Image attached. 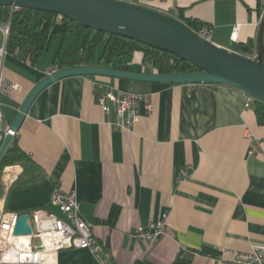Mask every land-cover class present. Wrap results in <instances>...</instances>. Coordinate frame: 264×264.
<instances>
[{
  "label": "crops",
  "instance_id": "crops-1",
  "mask_svg": "<svg viewBox=\"0 0 264 264\" xmlns=\"http://www.w3.org/2000/svg\"><path fill=\"white\" fill-rule=\"evenodd\" d=\"M141 4L211 25L214 43L239 53L241 45L251 43L252 57L257 55L259 0ZM1 26L0 45L7 40ZM63 28L58 18V34ZM52 60L53 52L35 64L7 53L3 73L21 86L0 94L8 125L54 68ZM127 69L155 72L139 55ZM94 79L148 94L154 109L148 112L140 100L134 128L115 127L116 112L104 113ZM13 140L29 160L18 163L21 170L8 183L0 179V210L52 208L50 195L60 184L75 191L80 214L103 247L97 254L61 249L54 261L39 264H218L223 248L247 251L264 243V125L257 121L253 99L234 86L69 76L38 94ZM254 144L259 148L250 153ZM165 212L166 234L152 248L132 236L136 227Z\"/></svg>",
  "mask_w": 264,
  "mask_h": 264
},
{
  "label": "water",
  "instance_id": "water-1",
  "mask_svg": "<svg viewBox=\"0 0 264 264\" xmlns=\"http://www.w3.org/2000/svg\"><path fill=\"white\" fill-rule=\"evenodd\" d=\"M0 6L49 11L83 26L108 34L128 37L157 49L176 54L199 67L182 73L133 71L100 65L50 69L27 95L11 129L17 132L38 94L54 81L86 75L132 81L170 84H227L254 100L264 101V18L261 22L258 52L245 55L200 36L180 18L167 12L125 0H0ZM14 135L8 133L0 146V160ZM30 215L19 216L15 235H31Z\"/></svg>",
  "mask_w": 264,
  "mask_h": 264
},
{
  "label": "built area",
  "instance_id": "built-area-1",
  "mask_svg": "<svg viewBox=\"0 0 264 264\" xmlns=\"http://www.w3.org/2000/svg\"><path fill=\"white\" fill-rule=\"evenodd\" d=\"M141 4L142 0H125ZM264 18V0H259L258 23ZM11 22L2 24V30L7 39ZM236 25L233 35L237 33ZM203 38L212 41L214 29L204 24L197 32ZM8 53L6 42L0 45V94H9L20 90L18 83L7 79L3 73L5 57ZM94 92L98 95L99 103L104 113L110 114L114 109L117 115L113 122L115 127L132 130L138 122V103L143 100L148 112L154 109L151 97L148 94L124 92L103 80L94 79L91 82ZM253 99L252 97H250ZM10 133L16 135L7 124L0 102V146L5 136ZM250 136V133H248ZM258 144L251 145L250 153L258 150ZM21 170L19 164L5 166L1 179L8 183ZM186 172L183 171V174ZM52 208L36 207L28 212L0 210V263L6 264H39L54 261L57 252L65 248H88L93 253H99L103 247L98 243L92 231V223L85 220L80 214V204L75 191H65L57 184L51 195ZM29 214L32 226L31 235H15V225L20 215ZM169 213H163L158 221L139 225L132 231L137 240L147 242L152 248L161 237L166 234ZM218 264H264V243L254 244L250 250H236L223 248L217 256Z\"/></svg>",
  "mask_w": 264,
  "mask_h": 264
},
{
  "label": "trees",
  "instance_id": "trees-1",
  "mask_svg": "<svg viewBox=\"0 0 264 264\" xmlns=\"http://www.w3.org/2000/svg\"><path fill=\"white\" fill-rule=\"evenodd\" d=\"M176 17L196 32L204 25L197 19L184 17L181 13ZM58 18L64 22L60 40H58L59 34L55 29ZM8 21L11 22L6 40L8 52L33 64L45 52H53L52 64L57 70L92 65L127 69L139 55L142 64L150 65L158 73L199 70L195 64L176 54L128 37L108 34L83 26L54 12L0 6V25ZM104 42V49L98 55V47ZM240 48L245 55L252 56L254 53L251 43L243 44ZM253 103L257 121L264 125V101L253 99ZM28 160V153L18 147L15 140L11 141L0 160V179L5 166Z\"/></svg>",
  "mask_w": 264,
  "mask_h": 264
},
{
  "label": "rangeland",
  "instance_id": "rangeland-1",
  "mask_svg": "<svg viewBox=\"0 0 264 264\" xmlns=\"http://www.w3.org/2000/svg\"><path fill=\"white\" fill-rule=\"evenodd\" d=\"M153 5L156 6V7H163L164 9L168 8V6H166V5L163 6L160 3H158V2H155ZM60 39H61V33H59V39L58 40H60ZM104 45H105V42L101 43L100 46L98 47V50H97L98 55H100L102 53V51L104 49Z\"/></svg>",
  "mask_w": 264,
  "mask_h": 264
}]
</instances>
